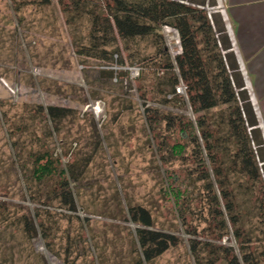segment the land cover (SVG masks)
<instances>
[{"label": "rangeland", "instance_id": "rangeland-1", "mask_svg": "<svg viewBox=\"0 0 264 264\" xmlns=\"http://www.w3.org/2000/svg\"><path fill=\"white\" fill-rule=\"evenodd\" d=\"M219 5V0H206L205 8L223 17ZM87 31L86 21L76 28L67 23L57 0L20 13L11 0H0V264H68L62 248L68 234L77 244L71 256L76 264H131L140 253L136 224L127 219L132 204L148 207L157 228L181 238L147 264H197L190 247L196 236L189 230H210L189 132L169 129L164 122L150 126L144 110L154 106L179 113L197 133L199 114L186 94H179L181 101L169 95L171 101L161 103L155 69L133 60L129 50L121 48L108 62L79 54L75 42ZM160 32L172 55L178 54L177 36L165 25ZM50 104L76 112L55 125L35 112ZM223 108L209 115L215 117ZM97 146L84 175L71 182L78 212H68L72 217L59 222L58 251L46 245L41 232L26 236L17 218L34 217L43 207L38 196H45L34 177L36 166L49 159L58 169L75 160L80 164ZM207 166L212 175L208 160ZM54 184L44 183L42 192ZM49 208L61 212L56 201ZM215 241L238 245L232 235Z\"/></svg>", "mask_w": 264, "mask_h": 264}, {"label": "trees", "instance_id": "trees-1", "mask_svg": "<svg viewBox=\"0 0 264 264\" xmlns=\"http://www.w3.org/2000/svg\"><path fill=\"white\" fill-rule=\"evenodd\" d=\"M11 1L17 13L28 6L52 3V0ZM57 1L69 25L76 28L87 22V35L75 42L79 54L108 62L120 55L121 48L129 50L133 60L155 69L159 101L164 104L171 101L169 95L181 101L176 87L181 82L187 86L186 101L199 114V133L179 113L154 106H146L144 111L150 126L164 122L169 129L180 127L189 132V152L196 164L197 180L203 183L205 191L202 213L210 230L207 233L205 228L189 230L196 236L190 240V247L197 264H216L220 260L227 264H264V135L223 17L213 14L210 18L206 0ZM164 25L179 33L181 51L175 56L160 32ZM222 106L215 117L209 115V111ZM35 112L58 125L76 111L50 104L38 106ZM214 130L221 134L216 136ZM98 147L83 156L80 164L76 160L68 162L67 168L58 169L52 159L36 166L34 177L45 196H38L43 207L36 209L34 217L22 214L17 218L26 236L34 238L41 232L46 245L57 250L54 239L59 222L72 217L68 212L75 215L78 212L71 182L84 175ZM53 180L54 186L42 192V185ZM233 184L236 186L230 187ZM55 201L61 212L49 208ZM127 214V219L136 224L140 252L131 264H147L181 242L177 234L155 226L148 207L132 204ZM205 233L213 237L207 238ZM201 235L204 238H199ZM226 235L233 236L237 247L215 241ZM66 238L62 244L64 259L68 264H76L71 260L77 246L75 238L69 234Z\"/></svg>", "mask_w": 264, "mask_h": 264}, {"label": "crops", "instance_id": "crops-1", "mask_svg": "<svg viewBox=\"0 0 264 264\" xmlns=\"http://www.w3.org/2000/svg\"><path fill=\"white\" fill-rule=\"evenodd\" d=\"M264 135V0H219Z\"/></svg>", "mask_w": 264, "mask_h": 264}, {"label": "built area", "instance_id": "built-area-1", "mask_svg": "<svg viewBox=\"0 0 264 264\" xmlns=\"http://www.w3.org/2000/svg\"><path fill=\"white\" fill-rule=\"evenodd\" d=\"M221 7V13L222 14H225V9L224 7L222 6V4L220 3L219 5ZM209 14V17L212 18V13L211 12H208ZM166 29L169 31V32H173L176 36H177V41L180 42V36H179V33L178 31L173 28L172 26H169V25H165ZM226 28H227V32L229 34V36L232 34V30H231V25L230 24H227L226 25ZM139 69L137 70V74H139ZM244 79H245V76H244ZM186 91H187V86L181 82L177 87H176V92L178 94H186ZM258 114V113H257Z\"/></svg>", "mask_w": 264, "mask_h": 264}]
</instances>
